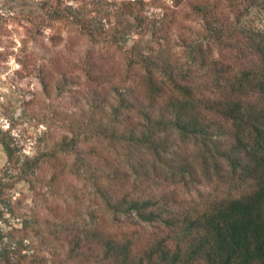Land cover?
<instances>
[{"label":"trees","instance_id":"1","mask_svg":"<svg viewBox=\"0 0 264 264\" xmlns=\"http://www.w3.org/2000/svg\"><path fill=\"white\" fill-rule=\"evenodd\" d=\"M38 2L14 59L69 106L0 128V264H264V0Z\"/></svg>","mask_w":264,"mask_h":264},{"label":"rangeland","instance_id":"2","mask_svg":"<svg viewBox=\"0 0 264 264\" xmlns=\"http://www.w3.org/2000/svg\"><path fill=\"white\" fill-rule=\"evenodd\" d=\"M39 15L38 0H0V45L4 47L1 51L9 54L0 56V128L5 129L9 125L12 133L22 134L25 138L42 131L40 121L58 126L63 110L69 106V100L59 97L53 89L48 96H43L36 79L24 70L20 71L14 59L19 41L38 21ZM247 19L264 29L263 9L251 10ZM41 33L47 38L50 29ZM55 49L58 51V46ZM29 145L24 142V154L29 153ZM4 162L5 156L0 147V167ZM25 191L23 183L16 184L13 189L14 195Z\"/></svg>","mask_w":264,"mask_h":264}]
</instances>
